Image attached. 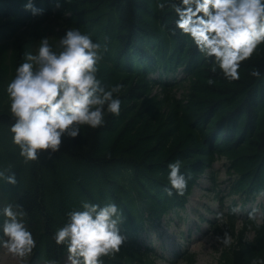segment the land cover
Returning <instances> with one entry per match:
<instances>
[{
  "label": "trees",
  "instance_id": "trees-1",
  "mask_svg": "<svg viewBox=\"0 0 264 264\" xmlns=\"http://www.w3.org/2000/svg\"><path fill=\"white\" fill-rule=\"evenodd\" d=\"M26 3L0 0V169L17 178L16 184L0 179V190L26 211L37 241L32 261L61 264L70 255L54 233L70 210L90 200L115 201L124 217L120 227L127 239L118 252L103 257L104 264H154L156 254L138 242L140 232L184 208L219 157L236 173L227 194L239 196L229 214H221L223 222L214 224L218 235L227 230L232 237L223 245L230 259L226 255L221 264H252L254 257H264V216L258 221L254 214L234 213L238 203L264 196V75H251L253 67L264 74V44L242 62L240 78L229 81L219 70L210 71V61L176 28L174 10L167 4L159 8L157 0H32L41 9L35 14ZM53 23L59 26L56 34L49 29ZM69 27L106 46L99 75L106 84H124L121 112L109 113L98 128L85 126L81 136L64 137L58 151L42 150L38 159L26 160L11 139L6 85L26 51H36L44 36L57 44ZM186 80L189 91L178 99L172 88ZM155 87L161 91L153 93ZM176 159L188 184L182 194L169 196L168 163Z\"/></svg>",
  "mask_w": 264,
  "mask_h": 264
},
{
  "label": "clouds",
  "instance_id": "clouds-1",
  "mask_svg": "<svg viewBox=\"0 0 264 264\" xmlns=\"http://www.w3.org/2000/svg\"><path fill=\"white\" fill-rule=\"evenodd\" d=\"M163 9L170 5L176 14V28L187 34L203 56L210 71L219 70L234 81L240 78L242 62L251 58L264 44V0H157ZM33 13L41 11L32 0L25 4ZM175 31V29H173ZM91 33L69 27L57 44L48 36L40 39L36 51H26L6 85L9 126L12 142L26 160H36L42 150L56 152L63 138L82 135L85 126L98 128L106 116L119 115L123 83L106 84L100 73L104 48ZM251 75L261 77L258 67ZM215 81L209 78L208 83ZM180 159L168 163V179L174 191L182 194L188 177L181 171ZM0 169V179L17 183L15 173ZM0 245L17 257H26L37 245L24 217L22 204L7 203L0 208ZM124 217L115 202L104 204L84 200L68 212V220L54 233L58 244L67 246L72 264H104L103 257L114 255L127 239L121 231ZM232 242L230 234L222 238ZM46 264H59L49 259ZM252 264H264L254 257Z\"/></svg>",
  "mask_w": 264,
  "mask_h": 264
},
{
  "label": "rangeland",
  "instance_id": "rangeland-1",
  "mask_svg": "<svg viewBox=\"0 0 264 264\" xmlns=\"http://www.w3.org/2000/svg\"><path fill=\"white\" fill-rule=\"evenodd\" d=\"M49 29L56 34L59 26L53 23ZM182 76L183 73L178 74V77ZM188 86V80L173 86V94L178 99L183 98L189 91ZM160 91V87H155L153 93ZM226 161L224 157H219L212 162V167L205 171L199 178L198 184L191 190L189 201L184 209L179 213L167 215L162 219L161 224L154 225L141 235L140 240L143 243L155 246L165 255V258L156 260L155 264H221L226 255L225 260L230 259V251H224L222 248V238L228 231L226 230L224 235H218L213 226L206 221L207 218L217 217L220 196L227 195L225 197L227 205L236 197V195L227 194L228 185L236 177V173L227 171ZM0 197L2 207L7 203H14L13 195L6 194L4 190H0ZM263 201L262 196L258 197V200L244 210V213L255 211L261 219L259 204ZM252 235L253 233L249 234L250 238ZM183 251H187L185 256L177 254ZM32 260V253L21 258L9 253L0 245V264H46L42 260ZM61 264H72L70 255H67Z\"/></svg>",
  "mask_w": 264,
  "mask_h": 264
}]
</instances>
